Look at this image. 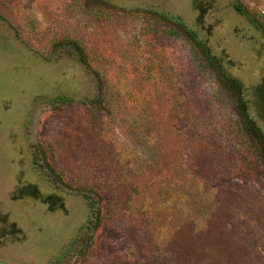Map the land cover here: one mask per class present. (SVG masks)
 I'll list each match as a JSON object with an SVG mask.
<instances>
[{"label": "rangeland", "instance_id": "obj_1", "mask_svg": "<svg viewBox=\"0 0 264 264\" xmlns=\"http://www.w3.org/2000/svg\"><path fill=\"white\" fill-rule=\"evenodd\" d=\"M236 6L264 24V0H0V264H264L237 116L170 33L179 20L206 43L264 132V35ZM212 122L190 180L185 140Z\"/></svg>", "mask_w": 264, "mask_h": 264}, {"label": "trees", "instance_id": "obj_2", "mask_svg": "<svg viewBox=\"0 0 264 264\" xmlns=\"http://www.w3.org/2000/svg\"><path fill=\"white\" fill-rule=\"evenodd\" d=\"M236 10L240 15L245 16V18L264 35V24L255 18L252 15V12L246 9H241L240 6H236ZM259 16L262 18L261 21L264 23V14H259ZM176 21L177 26H174L170 33L175 36H182L186 38V40L191 44L194 52L200 56L204 63L213 71V73L217 76V81L220 87L227 95L234 113L237 116V121L232 126L233 140H231V142L233 154L236 159V163L232 168L233 171H237L239 173H256L259 175L258 178L260 179V182L264 185V132L257 125L256 121L251 115L249 103L246 98L243 86L224 72L219 61L213 54H211L209 48L206 46V43L202 41V39H200L193 30L186 28V26L179 20ZM74 45H76V49L80 51V47L77 45V43ZM256 93L258 99H261V102L259 101L261 109L259 110L258 114L260 115L261 119L264 120V105L262 101L264 99V78L260 86L257 87ZM192 128L194 129V132L190 138L185 140L186 145L183 152V170L190 180L193 179L197 169L199 168L203 154L210 150L207 145L209 140L208 136L217 133L215 129L218 128V125L213 122L210 123L212 134L208 133V135L202 130L197 129V127ZM221 138L222 140H218V143H221V145L230 141L226 138ZM215 140L217 142V138ZM175 195H177V197L174 199V203H180L182 200L179 199L183 196L182 190ZM88 206L90 209H92L90 202H88ZM109 206L110 202L105 201L104 203L103 200L101 205L98 206V209L100 208L99 211L101 214V224L107 219L108 215H105L104 211L105 208ZM99 211L97 212L98 214ZM149 247L150 248H147L145 252H149L150 254L156 256L157 251L154 249V244L150 245Z\"/></svg>", "mask_w": 264, "mask_h": 264}]
</instances>
